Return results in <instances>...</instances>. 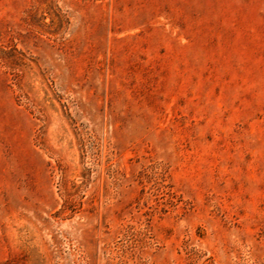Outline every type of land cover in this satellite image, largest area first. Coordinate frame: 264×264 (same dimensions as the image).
<instances>
[{
  "label": "rangeland",
  "instance_id": "1",
  "mask_svg": "<svg viewBox=\"0 0 264 264\" xmlns=\"http://www.w3.org/2000/svg\"><path fill=\"white\" fill-rule=\"evenodd\" d=\"M0 264H264V0H0Z\"/></svg>",
  "mask_w": 264,
  "mask_h": 264
}]
</instances>
